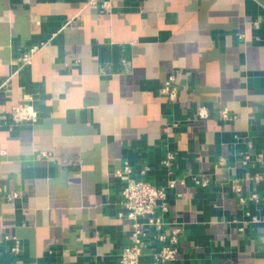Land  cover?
<instances>
[{
	"label": "crops",
	"instance_id": "0c3cea01",
	"mask_svg": "<svg viewBox=\"0 0 264 264\" xmlns=\"http://www.w3.org/2000/svg\"><path fill=\"white\" fill-rule=\"evenodd\" d=\"M26 95L39 122L9 125ZM258 155L264 0H0V264H119L133 244L118 216L125 163L156 187L179 182L163 216L166 236L183 227L169 264H264Z\"/></svg>",
	"mask_w": 264,
	"mask_h": 264
},
{
	"label": "built area",
	"instance_id": "2783aa9c",
	"mask_svg": "<svg viewBox=\"0 0 264 264\" xmlns=\"http://www.w3.org/2000/svg\"><path fill=\"white\" fill-rule=\"evenodd\" d=\"M42 47H33L22 58V66L31 65L34 56ZM161 93L165 95L169 101L176 102L178 100V90L175 87V78L170 77L164 84ZM38 99L33 95H26L21 102L12 108L10 113L5 117L9 125L22 127L27 125H35L39 122L40 112L37 109ZM207 113L200 111L199 118L207 117ZM220 117L225 121H230L229 113L224 110L220 112ZM45 154L40 157H45ZM252 160L249 155H243V165H247ZM256 160L263 163V155H258ZM175 161V156L172 153L167 154L163 161V166L170 170ZM224 164V159L219 162V165ZM147 169L141 175H145ZM171 173V172H170ZM118 177L125 180V186L122 191V211L119 213L120 219L128 220L133 225L132 239L133 244L123 247L119 264H144L142 258L146 249L149 247V239L159 244V249L152 255V261L149 264H169L177 261L178 256V238L183 231V227H177L172 230L170 236L163 234L165 222L163 216L168 213V189H174L177 186V181L170 180L167 187H156L144 179H138L132 176V169L128 163H125L123 169L116 173ZM194 182L198 186L207 187L208 179L205 176L195 178ZM183 184V182H180ZM240 192L238 188L235 189ZM18 195L10 197V200L17 198ZM253 200L257 196H252ZM14 245L11 248V253L18 255L22 251L21 242L16 238H9Z\"/></svg>",
	"mask_w": 264,
	"mask_h": 264
}]
</instances>
